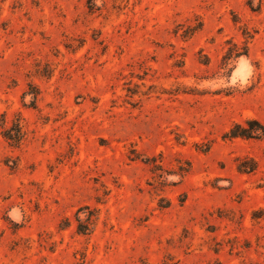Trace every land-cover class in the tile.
Listing matches in <instances>:
<instances>
[{"label": "rangeland", "instance_id": "1", "mask_svg": "<svg viewBox=\"0 0 264 264\" xmlns=\"http://www.w3.org/2000/svg\"><path fill=\"white\" fill-rule=\"evenodd\" d=\"M252 120L264 0H0V264H264Z\"/></svg>", "mask_w": 264, "mask_h": 264}, {"label": "trees", "instance_id": "2", "mask_svg": "<svg viewBox=\"0 0 264 264\" xmlns=\"http://www.w3.org/2000/svg\"><path fill=\"white\" fill-rule=\"evenodd\" d=\"M244 54H247V50H245ZM257 123L258 122L255 120L248 121L247 125L249 126V128H246L240 124H237L225 135V138H230V139L237 138V137L254 138V137L260 136L264 134V126L258 123V125H260V128H259L260 130H258L254 128V125ZM4 138L8 140L9 142H11L13 145H16V146L19 145L20 142L22 141V130H21L20 125H16L10 129L5 130ZM240 168L245 171L255 170V166H250V167L240 166ZM91 217L87 219L86 221L87 223H80V221L78 220L79 221V226H78L79 234L87 235L91 232L92 225H93Z\"/></svg>", "mask_w": 264, "mask_h": 264}]
</instances>
